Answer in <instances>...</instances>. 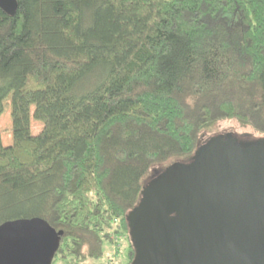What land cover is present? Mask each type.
I'll return each mask as SVG.
<instances>
[{
	"label": "trees",
	"instance_id": "1",
	"mask_svg": "<svg viewBox=\"0 0 264 264\" xmlns=\"http://www.w3.org/2000/svg\"><path fill=\"white\" fill-rule=\"evenodd\" d=\"M16 3L0 9V224L62 231L51 264H112L117 241L131 264L129 214L151 179L220 122L264 138V0Z\"/></svg>",
	"mask_w": 264,
	"mask_h": 264
},
{
	"label": "water",
	"instance_id": "2",
	"mask_svg": "<svg viewBox=\"0 0 264 264\" xmlns=\"http://www.w3.org/2000/svg\"><path fill=\"white\" fill-rule=\"evenodd\" d=\"M16 0H0L8 15ZM129 214L131 264H264V138H209L149 181ZM62 231L39 217L0 224V264H51Z\"/></svg>",
	"mask_w": 264,
	"mask_h": 264
},
{
	"label": "rangeland",
	"instance_id": "3",
	"mask_svg": "<svg viewBox=\"0 0 264 264\" xmlns=\"http://www.w3.org/2000/svg\"><path fill=\"white\" fill-rule=\"evenodd\" d=\"M41 122L31 119L30 128L31 133L36 134L41 129ZM0 131L1 140L4 146H8L12 143L11 134V111L9 100L4 101L3 113L0 116ZM202 138V143L204 144L209 138H214L217 136L233 135L238 141L243 143H252L262 138L253 130L248 127L240 126L239 124L232 122H220L217 124L212 132L204 133ZM157 168H153V172ZM159 169V168H158ZM0 203L2 201L0 200ZM10 213V211H8ZM104 258L103 262L110 260L112 264H125L126 263V243L122 241H117L115 243H105L104 245Z\"/></svg>",
	"mask_w": 264,
	"mask_h": 264
}]
</instances>
